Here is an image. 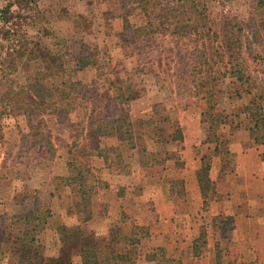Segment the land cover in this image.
I'll list each match as a JSON object with an SVG mask.
<instances>
[{"label":"crops","instance_id":"obj_1","mask_svg":"<svg viewBox=\"0 0 264 264\" xmlns=\"http://www.w3.org/2000/svg\"><path fill=\"white\" fill-rule=\"evenodd\" d=\"M59 2L71 14L85 15L84 1ZM112 14L106 30L92 27L82 33L83 41L68 43L67 54L79 55L89 49L86 42L93 40L97 49L95 64L76 67L69 54L67 60L62 59L66 63L64 76L81 81L87 93L66 114L73 118L70 124L79 123V133L74 129L73 134L66 132L64 145L51 139L50 161L54 167L50 176L58 181L50 185L44 179L42 183L44 187L49 185L47 232L52 240L43 243V251L56 255L63 246L60 236L64 230L77 240L83 226L102 236L105 243L124 240L137 225L143 229L138 233L135 258L129 260L126 250L132 246L122 240L116 244V257L110 264H166L158 260L160 253L176 258L174 264H264V142H255L251 137L253 121L243 110L255 100L254 91H239L237 101L222 100L220 118L215 113L211 116L214 123L206 125L207 98L184 97L179 84L168 83L164 73L161 77L159 58L151 57L154 46H149L147 36L135 34V27L144 24V19L139 24L129 20V26L124 27L122 17ZM57 22L67 25L74 34L77 25L71 19L59 18ZM122 41L130 45L129 53L121 46ZM114 62L120 64V69L107 68L106 64ZM124 90L137 96L127 103L114 98ZM168 94L177 96L176 104L182 100L181 106L170 104ZM186 101L189 103L184 104ZM125 112L132 123L129 131L115 122ZM173 123L177 126L170 127ZM96 146L111 150L110 165L93 151ZM75 148L81 155L85 150L88 163L86 168L82 165L70 174L74 165L69 156ZM203 164L209 166L206 197L198 178ZM79 170L87 172L86 182L92 188L90 218L86 222L77 206L80 194L74 177ZM202 207L209 208L211 219L219 216L232 221V227L223 232L235 243L233 257L226 245L221 248V257L215 255L216 248L209 239L201 241L197 254L186 246V237L193 236L196 241L203 231L195 227L203 216ZM185 221H189L188 228ZM72 260L73 264H81L79 255H73Z\"/></svg>","mask_w":264,"mask_h":264},{"label":"rangeland","instance_id":"obj_2","mask_svg":"<svg viewBox=\"0 0 264 264\" xmlns=\"http://www.w3.org/2000/svg\"><path fill=\"white\" fill-rule=\"evenodd\" d=\"M59 1L0 0V9L9 6L12 14L10 23L0 22V264H16L19 262V253L16 251L19 250L21 251L20 254L26 255L36 246H43V243L47 242L51 243V237L47 232L49 227L48 218L51 211L49 208V185L47 187L42 186L44 179L49 180L50 185L58 181V179L50 176V171H53L54 167L52 161H50L53 152L51 139H55L64 145L66 132L70 131L73 134L72 130L79 128V123L70 124L73 118H69L68 115L58 117L45 115L44 117H32L29 120L20 107L8 102L3 95L11 81L16 80L24 83L26 81L25 77L29 74L33 75L37 69L46 72L55 71L57 68L56 64L49 59L45 60L43 64L36 61L31 62L30 67H27L22 60L11 57L14 54L13 49L15 46L18 47L21 43H24L23 39H32L36 35V30L30 22V7L34 4L37 5L43 16L48 20V26H46L50 33L45 41L52 48L57 47L62 51H65V47L68 48V43L74 45V43L78 44L79 41H83L81 40L82 33L86 34L92 27H106L111 17L109 14L104 13L102 9H108L106 12L114 13L119 18L124 14L125 9L121 8L122 0H92L91 4L85 5V16H81L82 14H71L67 6ZM139 1H132L136 8L132 14L128 15V20H131L134 24H139L144 19L139 9ZM129 4L126 3V9ZM206 5L213 29L219 33L218 41H222L233 33L241 40L250 39L252 47L250 51L247 50V53L250 56L261 57L260 61L264 63V30L261 28L260 21L263 17H261V8L256 5V0H206ZM57 18L71 19L73 25L77 23L74 34L70 32L67 25L57 22ZM234 23L237 24L236 27L231 26ZM237 27H240L242 31L238 30ZM6 31L10 33L16 31L17 35L6 37L4 34ZM125 41L121 42V46H123L126 53H129L131 48L128 42ZM86 43L89 52L95 43L93 40H88ZM150 43L151 47L154 46L151 54L152 59L159 58L157 60L159 69L162 71L161 77L164 73L168 83L175 82L180 84V87L183 86V83H190L192 78H194L195 83V62L200 57L197 54L195 55L194 50L184 49L182 47L184 44L172 41L169 36H151ZM61 53L58 57L67 60L65 55L67 52ZM12 65L15 66L16 70L13 69ZM106 66L114 70L120 69V64L117 62L108 63ZM149 68H152V65ZM153 68H155V62H153ZM255 75L262 76L260 73H255ZM187 84L183 86L185 94L183 92L182 94L184 97H187L188 93L191 94L194 90L190 84L188 86ZM185 85L188 89L185 88ZM168 86L172 88L170 84ZM170 88L169 91H172L173 89ZM239 91L238 84L225 73L222 64H215L210 77L204 80V86L200 92V96L203 95L204 98H207V105L204 106L205 124L209 125L210 122H213L214 118L211 116L215 113H217L215 114L216 117L220 118L222 100L226 103L231 98L234 101L239 100L240 98H237ZM253 95L252 98L256 96L255 90ZM168 97L170 104L181 106L182 100H178L176 104L177 96L175 94H168ZM246 99L248 100V98ZM188 103L187 101L184 102V104ZM217 104L221 105L215 108ZM171 126L175 127L177 125L173 123ZM48 141L49 144H47ZM47 146L48 150L47 148L45 150ZM84 151L81 155L80 150L75 148L73 154L69 156L74 165L70 174L79 167L82 168V165L86 168L88 159ZM64 156L66 159L67 156ZM200 212L203 216L195 222V227L203 229V231L200 232V236L196 237V241L193 236L186 237V246L195 249L196 244V248H201V241L209 239L210 244L216 248L215 255L221 257V248L226 245L233 252L231 254L228 251L229 256L233 257L235 254L233 244L235 243L231 240V236L223 232V229L226 232L232 227V221L219 219V216L211 219L210 216L208 217V207H202ZM184 225L188 228L190 226L189 221H185ZM18 229L20 230V238L15 236L19 235L17 233ZM207 229H209V232ZM7 238H10V241ZM186 258L188 257L186 256ZM216 258L215 256V260ZM211 259H214V257H211ZM158 260L162 263L166 262V264L176 263V258L171 256L167 258V255L163 253L159 254ZM26 263L27 260L24 259L21 264Z\"/></svg>","mask_w":264,"mask_h":264},{"label":"trees","instance_id":"obj_3","mask_svg":"<svg viewBox=\"0 0 264 264\" xmlns=\"http://www.w3.org/2000/svg\"><path fill=\"white\" fill-rule=\"evenodd\" d=\"M89 5L92 0H81ZM133 0H122L121 8L124 9V14L121 15L124 27L129 26L128 15L132 14L135 5ZM36 2V1H34ZM126 3H130L126 9ZM256 5L261 8V28L264 30V0H256ZM31 17L30 22L36 30V35L32 39H23L18 47L13 49L14 54L11 57L22 60L25 66L30 67L31 62L45 63V60H51L56 64L55 71H44L37 69L33 75L29 74L25 77V82L11 81L3 95L5 99L20 107L28 119L45 115L60 116L66 115L76 108L78 98L86 96L87 91L85 85L79 80H71L64 76L65 62L58 56L67 52L52 46L45 41L49 36L48 20L43 16L41 10L34 4L30 7ZM139 9L144 17V24L135 27L134 32L139 37L141 35L150 39L154 35L169 36L176 43L184 44V49L194 50L199 59L195 62V83L194 78L190 80L191 88L194 90L188 96H200L201 88L204 86V80L210 77L213 72L214 65L221 63L225 69V73L236 80L240 91L243 93H251L256 91L255 100L251 101L244 107L245 113L253 121V126L250 128L251 137L255 142H264V63H261V57L255 55L250 56L247 50L250 51L252 42L250 39L241 40L236 34H231L222 41H218L219 33L213 29L211 23L206 0H140ZM10 7L5 6L0 9V22L8 24L11 22ZM111 16L112 13L104 12ZM83 16V15H81ZM85 16V15H84ZM47 25V26H46ZM77 25V23H75ZM236 27L237 24L231 25ZM238 30L242 31L240 27ZM8 33V34H7ZM6 37L15 36L16 31L4 33ZM86 49L83 54L68 55L71 60H75L76 67H85L89 64H95L94 57L97 54L95 46ZM13 60V58H12ZM263 64V65H262ZM263 66V68H261ZM16 70L15 66L12 65ZM255 73H260L258 77ZM114 82V81H113ZM111 82V83H113ZM182 85V84H181ZM180 86V84H179ZM183 86L181 87L182 92ZM185 88L186 85H185ZM126 89L130 90L127 86ZM188 89V88H187ZM127 91V90H126ZM119 91L114 98L122 103H127L135 98L137 93L128 91ZM185 94V93H184ZM183 95V94H182ZM203 97V95L201 96ZM115 122L123 125L124 131H129L132 123L128 119V114L122 113ZM77 134L80 128H76ZM81 132V130H80ZM222 137V135H218ZM50 142L48 141L47 144ZM76 140H73V144ZM48 147V146H47ZM93 151L104 158L105 162L110 165L111 150L106 147H94ZM208 164H203L198 171V178L203 191V196L206 197V192L209 190L208 182ZM74 180L79 186L80 202L77 203L79 211L82 212V221L86 222L90 218V196L92 188L86 182V174L84 170H79V173L74 177ZM206 206V202H203ZM133 233L124 238L130 246L126 250L129 260H133L137 255L136 244L140 239L138 233L142 227L133 226ZM19 229L18 232L19 233ZM20 238L19 235H15ZM142 237V235L140 236ZM62 247L54 256L47 255L43 251V246H36L26 255L19 253V262L24 259L27 264H73L72 256L79 255L81 264H110L111 260L116 257V244L122 240L113 242L109 240L104 243L103 237L95 234L94 231L88 230L86 227H80L79 237L74 239L68 230H64L60 236ZM10 241V238H7ZM106 248V249H105ZM194 248V247H193ZM105 249V250H104ZM195 251V252H194ZM200 251L199 248L193 249L194 254Z\"/></svg>","mask_w":264,"mask_h":264}]
</instances>
